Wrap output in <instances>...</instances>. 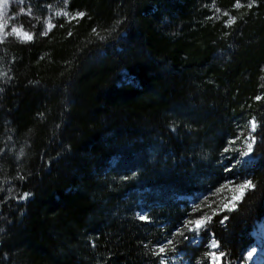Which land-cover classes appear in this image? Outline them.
Wrapping results in <instances>:
<instances>
[{
    "label": "trees",
    "instance_id": "trees-1",
    "mask_svg": "<svg viewBox=\"0 0 264 264\" xmlns=\"http://www.w3.org/2000/svg\"><path fill=\"white\" fill-rule=\"evenodd\" d=\"M239 3L23 0L33 39L0 43V264H159L177 198L254 119L255 187L209 224L236 264L264 217V0Z\"/></svg>",
    "mask_w": 264,
    "mask_h": 264
},
{
    "label": "rangeland",
    "instance_id": "rangeland-1",
    "mask_svg": "<svg viewBox=\"0 0 264 264\" xmlns=\"http://www.w3.org/2000/svg\"><path fill=\"white\" fill-rule=\"evenodd\" d=\"M20 7V0H3L0 3V11L4 12L3 17H0V24L6 23L4 33L9 32L12 26L20 27L14 21L17 15L21 13ZM12 36L15 37V34ZM0 39H3L2 34H0ZM20 39L23 37L21 36ZM251 121L253 119L238 125L237 137L230 139L222 150L224 156L221 163L224 164L225 168L220 174V179L214 185H207L200 189L196 196L177 198L179 201L188 202V210L181 216L176 241L169 246H161L164 247V254L159 264H221V257L217 260L211 255V253L218 254L220 252L219 247L211 248L212 242L215 241L209 232L211 222L207 223L206 227L197 230L196 221H203L206 217H211L212 220L216 215L224 214V212L229 211L228 209H233L247 190L240 187L245 181H249L244 171L256 160L252 151L256 142V128L255 131H252ZM252 137L255 138L252 150L247 156H244L243 153L248 150ZM136 215L138 217L140 215L145 216L143 207L136 211ZM259 229L262 230L261 237L259 241H256L253 239V233ZM249 236L250 243L242 251L243 254L236 264H264V217L252 225ZM192 247L198 249L192 250ZM178 248H186L187 250L181 252ZM249 251L253 252L252 259L246 258Z\"/></svg>",
    "mask_w": 264,
    "mask_h": 264
},
{
    "label": "snow or ice",
    "instance_id": "snow-or-ice-1",
    "mask_svg": "<svg viewBox=\"0 0 264 264\" xmlns=\"http://www.w3.org/2000/svg\"><path fill=\"white\" fill-rule=\"evenodd\" d=\"M2 2H3V0H0V3H2ZM22 2H23V0H21V3ZM236 6L237 7L240 6L239 0H237ZM248 6L251 7L252 6L251 3H249ZM21 14H25L23 9H21ZM26 14L31 15V9L30 8L27 10ZM3 15H4V12L0 11V17H3ZM77 15L78 16H83L84 14L83 13H78ZM225 15H227V13H225ZM5 27H6V23L5 24H0V34L3 35V39H0V43H3L4 39H7L8 36H12L14 34H15V37L17 39H20L21 36L23 37V39H20L21 43H26V42H29V41H31L33 39V34H31L30 32H28L26 30H24L22 25L19 28H17L16 26H12L11 30L9 32H7V33H4V28ZM33 27H35V25H33ZM50 27H51V25L49 24V30H50ZM93 31H95V29ZM46 34H47L46 31L41 33V35H46ZM6 75H7V73L0 72V78H3ZM8 79H11V77L9 76ZM257 99H259V97H257ZM250 124H251V127H252V131H255V128H256L255 120L253 119V121H251ZM251 141L252 142L249 143V145H248V150L243 153L244 156H247L249 154V152H251L252 144L255 142V138L252 137ZM225 151H227V149H225ZM240 187L248 189V188H254L255 185L252 184L251 181H245ZM27 195L28 194H25V197ZM228 210L231 211L232 209H228ZM139 219L145 220L146 217L143 216V215H140ZM226 219H227V217H224L220 221V223L223 224L224 220H226ZM209 222H211V217H206L203 221H196V229L199 230L201 228L206 227L207 223H209ZM189 230H191V229H189ZM218 247H219L218 243L213 241L212 244H211V248L216 249ZM163 252H164V247H161L158 252L154 251L153 254L154 255H158V254L163 253ZM211 255H213L214 259L218 260L219 257H223L225 254L223 252H219L218 254L217 253H211ZM252 256H253V252L249 251L246 258L247 259H252Z\"/></svg>",
    "mask_w": 264,
    "mask_h": 264
},
{
    "label": "bare ground",
    "instance_id": "bare-ground-1",
    "mask_svg": "<svg viewBox=\"0 0 264 264\" xmlns=\"http://www.w3.org/2000/svg\"><path fill=\"white\" fill-rule=\"evenodd\" d=\"M261 229H259V230H257L256 232H254L253 233V236H254V238L253 239H255L256 241H259L260 239V237H261Z\"/></svg>",
    "mask_w": 264,
    "mask_h": 264
}]
</instances>
